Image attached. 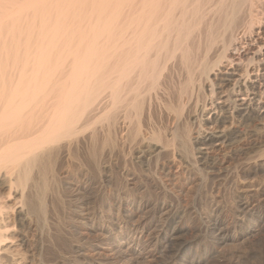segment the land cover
<instances>
[{"label": "bare ground", "instance_id": "obj_1", "mask_svg": "<svg viewBox=\"0 0 264 264\" xmlns=\"http://www.w3.org/2000/svg\"><path fill=\"white\" fill-rule=\"evenodd\" d=\"M98 134L107 149L103 171L111 172L113 158L129 149L137 166L167 177L157 180L165 191L171 174L176 183L188 180L185 170L206 186L216 176L234 177L233 220L217 217L212 231L220 240L247 234V225L264 220V180L253 190L237 185L240 177L264 171V0H0V264L29 262L35 219L57 210L50 189L63 207L60 172ZM111 193L102 205L108 225L89 218L83 234L99 233L120 247L128 218L133 240L141 225L158 228L150 245L160 249L183 230L173 225L165 198ZM209 203L213 213L217 203ZM149 206L152 218L144 220ZM186 242L170 251L174 263L188 258ZM100 254L96 264H109Z\"/></svg>", "mask_w": 264, "mask_h": 264}, {"label": "rangeland", "instance_id": "obj_2", "mask_svg": "<svg viewBox=\"0 0 264 264\" xmlns=\"http://www.w3.org/2000/svg\"><path fill=\"white\" fill-rule=\"evenodd\" d=\"M201 93H200V95H203V92H201ZM202 97H204V96H202ZM202 97L200 96V98H199L200 102H202V100L205 99V97L204 98H202ZM243 125H245L249 129H251L256 125V123H248V124H243ZM243 125H241L239 128L244 129L245 126H243ZM98 136L100 137V139ZM98 136L96 137V142L90 146L89 149H91V150L88 149L89 150L88 151L87 149H85L86 148L85 146L80 148L81 150L79 149V151L76 154V158L77 157H79V158H77V160H76V158L74 159V163H73L72 167L68 168L66 166V163H65L64 169L62 170V172H60L62 183H63V188H64L63 193L65 194V195L63 194L64 195L63 196V202H64L63 207L58 205L59 203H57V201L54 197V194H52V188L50 189L51 193L49 194L50 196L48 195V199H49V201L53 202L54 206L57 205L54 207V208L57 207V210H55V209L53 210L52 208H50L49 209L50 211L48 210V212L44 218H42V217L40 218L38 216H37V219L34 218L37 221V225H38L37 228L38 229H36L34 236H33V238L35 239L36 242H35V244H33L34 250H31V252H29V256H28L29 262L27 264H63V263L64 264H82V263H85L88 259V258L83 259V256L81 255L82 253H84V254L86 253V255L89 258H93L95 260V261H92V263H91V262H89V261H91L89 259V261H87V262H89L90 264H96L97 258H100V257L102 258V254L99 255V253H104V254L106 253L107 254V257H109L108 260L110 259L109 260L110 262L108 261L109 264H115V263L117 264V262H121L122 264H190V260L193 258H194V260L197 259L198 255H200V256L202 255V256L198 262H196V260H195L194 264H264V220H261L257 223L251 222V224L247 225V227H246V229L248 231L247 234L240 236V238L236 239V240H231V239L220 240L219 239L220 237L217 238V234L215 233V231H212V224L215 222V219L217 217L223 218L226 221V223L227 222L229 223L231 220H233L232 219L233 214L229 210H232L234 208V203H232L233 200H232V198H230L231 197L230 194L232 193V191H234L233 189L235 186L234 185V180H235L234 177L230 176L231 178L229 177V179L228 178L225 179L222 176H218V177L216 176V178L214 177L210 183H207V186H206L204 183H201L197 179V177H195L196 176L195 172L192 173L193 172L192 170L191 171L185 170L184 176L186 175L185 177L188 178V180L181 178L180 182L177 181L179 183H176L175 178H173L174 176L171 174V176H169V179H171V178L173 179V180L172 179L171 180L173 181L174 185H173V183L170 184L169 186L166 187V191H165L162 189V187H158L161 185H160V183L157 182V180L159 182H166L165 179H167V177L164 178V175H162L163 177L162 176L160 177L162 179L155 178L157 176L155 174L151 173L153 170L152 168H151L152 169L151 171L149 170V172H150L149 173L148 171H146V168L140 166L139 163H137L138 164V166H137L135 163L137 161L136 160L134 162L132 161L135 159L134 156L132 154L128 153L130 151L129 149H128V152L126 150L124 158H126V156H127L129 159V156H128V154H129V155H131L130 158L132 160L131 159H129V160L124 159L121 157L119 159H117L114 157L113 158L114 160H112V162H111L113 164H110V166L113 167V168H111L112 171L111 172H109V171L106 172L107 170L103 171V169H106V167L108 166V161H107V158L105 155L107 153V149L104 146H102L103 142L99 141V140L103 139L102 135L98 134ZM97 141L100 143H97ZM83 148L85 151L87 150L86 152H90L88 154V156H87V154L86 155L82 154ZM101 148H103L104 150H101ZM94 150H95V152L93 155V154H91V153H93L91 151H94ZM86 152H84V153H86ZM126 153H128V154L126 155ZM90 154L93 156H90ZM169 157H171V156H169ZM169 157L164 156V159L168 160ZM92 158L93 159L98 158V159L93 160ZM105 161L107 164L105 163ZM97 162H100L101 164L99 163L100 164L99 165ZM95 163H97V165H99V166L97 167ZM99 167L101 169V170L99 169L100 171L98 170ZM138 167H140L141 169ZM122 170H123V172H122ZM175 170L176 169L173 168V171H175ZM68 171H71V172L68 173ZM259 171H260V173H259ZM259 171L256 173L257 174L256 176L249 175V176H245V177H240L239 179H237V182H238L237 185L239 187L244 186L243 188H248L249 190H253V188L256 187V185L258 184V181L260 183L264 180V171L263 170H259ZM124 173H126L127 175H125ZM90 174H91V176H90ZM108 175H111V177H109ZM121 176L122 177L126 176V177L122 178ZM107 177H109L111 180ZM72 178H73V180H72ZM77 178L79 179V181H81V180H83V181L79 182V181H77L78 180ZM190 178L193 179L194 181H198V182L190 181ZM195 179H197V180H195ZM107 180H109L110 182ZM161 180H163V181H161ZM125 181H128L127 182L128 184L125 183L124 184L125 186H124L123 182H125ZM153 181H155L156 183ZM75 184H77L78 186ZM201 184L203 186H201ZM110 185H112V186H110ZM128 185L131 188L133 187L132 190L127 189ZM198 185H200V186H198ZM73 186H76V187H73ZM109 186H110V188H109ZM121 186H123V187H121ZM112 187H115V188L113 189ZM65 188H66V190H65ZM74 188H75V190H74ZM109 190L110 191L113 190L112 193ZM114 190L116 192L115 194H113ZM230 190H231V193H230ZM133 191H135V192H133ZM78 192L80 194H78ZM117 192L120 193L123 198L125 197V199H131L133 197H137V196L140 197L141 196V197H144L147 199H152V201L154 202L155 200H153V199H156L155 197H157L159 199L165 198L169 202H172L171 203L172 207H171V210L169 211V214L171 213L170 217L174 216V217H172V220H173L172 222L173 223L175 222V224H173V225L183 227V230L180 231L181 233L176 232L175 233L176 235L174 234V236H176V237L175 238L171 237L172 241L170 243L168 242L169 244L167 243L165 246L163 245V247L160 249H157L156 247H152L153 246L152 245V239L155 236L153 234H155V232H156V230H158V228L153 229L155 232L153 230L144 231V230H142L143 226L141 225L138 227L139 229L137 228V230L135 232L136 234H133L134 235V240H133L132 239L133 236L130 233L131 228H129V227L131 226V224L134 223V221H131L128 218L127 219L123 218L124 220L127 221L126 223L129 224V227L124 232L125 234H123V232H122L123 235L121 234L122 239L120 240V247H114L113 248L112 246H114V244H113L112 240L110 239L111 240L110 241L109 239H106L104 241V237H102V235L99 236L100 235L99 233H96V234L90 233L88 235L89 237L87 235L83 234L85 230H84V226H83L82 222H84L85 220H87L89 218H91V219L93 218L92 220L95 223H99L101 221V219H102L101 222L104 221V223H107V220L102 216V214L106 212L107 206L103 207L102 205H104V202L105 203L107 202V197L110 193L112 195H116V194H118ZM131 192H133V193H131ZM140 193H142V194L140 195ZM125 194H131V196H133V197L126 196ZM132 194H134V195H132ZM74 195L76 197H74ZM102 195L103 196L105 195V196L103 198H101ZM88 197H89V199H88ZM105 197H106V199H105ZM128 197H130V198H128ZM51 198H53V199L51 200ZM81 198H83V199H81ZM213 198L215 199V203H217L216 204L217 207H213L214 209L213 208L212 209L214 210V212L211 213V212H209V210L211 209L210 205H209L210 204L209 201H210V199H213ZM69 200H70V202H69ZM84 201H86V202H84ZM99 201H101L102 204ZM80 202H81V205H80ZM82 203H83V205H82ZM68 204H70V205H68ZM100 205H101V208L99 207ZM75 207L77 209H75ZM81 207L84 209H85V207L88 208V210L86 209L84 211L85 212L89 211V212L85 213L83 211L84 214L80 213L79 212L80 209H78V208H81ZM175 207H178V208H175ZM207 207H209V208H207ZM173 208H175V209L172 210ZM229 208H231V209H229ZM71 209L74 211H71ZM101 209H103L105 211H103ZM179 209H181L182 211L184 209L185 210V211H183L184 213L179 212L180 211ZM148 210H150V212ZM148 210H147V208L143 209L144 220H149L152 218V215H153V211H151V210H153L152 206H149ZM94 211H95V213H94ZM147 211H148V213L146 214ZM225 211H228V212H225ZM223 212H225L224 216L226 218L223 216V214H222ZM72 213H74V214H72ZM177 213H181V214H177ZM174 214H177V215L175 216ZM85 215H87V216H85ZM206 216H210V217L207 218ZM97 218H99L98 219L99 221L97 220ZM174 218H175V220L176 219L177 220L175 221ZM178 218H179L180 222L178 221ZM82 219H84V220H82ZM91 219H89V220H91ZM92 220L90 222H92ZM176 222H177V224H176ZM161 223H164L163 224L164 226ZM160 224H161V226L166 227V229L169 228V223H166V221L163 222V220H162V221H160L159 225ZM107 225H108V223H107ZM109 226H111V225H109ZM240 228L241 227H238V229H236V231L238 232L240 230ZM170 229L171 228H169V230ZM230 230H232V232H233V229H230ZM48 233L50 234V237H49ZM126 233H130L129 236ZM46 235H48V236H46ZM51 235H53V236H51ZM105 238H106V236H105ZM131 239L133 240V242ZM173 240H174V242H173ZM89 242L91 245L89 244ZM180 242H182V244H183V242L188 243V245L191 246V249L189 251L188 258L183 259V260H179L180 262H178V260H177V262L174 263V260L172 259L173 255H172V257L170 256V251L171 252L177 251L179 249L180 245H182ZM39 243L44 244L42 246L41 252L35 251V248ZM83 243H84V245H82ZM139 244H140V247H139ZM171 244H173V246ZM165 247L167 250L165 249ZM110 248L112 250H110ZM115 248L116 249L119 248L118 250H120V251H118V250L116 251ZM80 249H81V251H80ZM113 249H114V251H113ZM97 252H99V253H97ZM122 252H123V254H122ZM30 253H31V255H30ZM130 254H132V255H130ZM96 256H97V258H95ZM170 257L172 260L168 259ZM131 258L132 259L134 258L136 261L130 260ZM128 259H129V261H127ZM77 260L80 261L81 263L78 262Z\"/></svg>", "mask_w": 264, "mask_h": 264}]
</instances>
